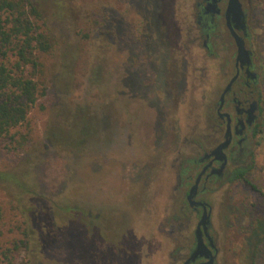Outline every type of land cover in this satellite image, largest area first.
I'll return each instance as SVG.
<instances>
[{"label":"rangeland","instance_id":"rangeland-1","mask_svg":"<svg viewBox=\"0 0 264 264\" xmlns=\"http://www.w3.org/2000/svg\"><path fill=\"white\" fill-rule=\"evenodd\" d=\"M31 1L51 49L36 77L44 95L12 131L25 144L14 151V143L0 141V251L7 254L0 264H181L183 238L195 224L173 199L172 165L178 152L191 156L192 133L206 132L223 73L232 69L230 52L213 59L199 41L191 44L194 0ZM249 2L264 106V0ZM177 56L187 78L178 107L163 85L165 71L179 69ZM14 60L1 61L9 67ZM258 130L242 161L264 192V113ZM39 195L82 209L83 227L73 216L64 238L50 232L52 243L40 244ZM205 198L216 264H264V239L255 259L247 244L264 220L262 197L233 181Z\"/></svg>","mask_w":264,"mask_h":264},{"label":"flooded vegetation","instance_id":"flooded-vegetation-1","mask_svg":"<svg viewBox=\"0 0 264 264\" xmlns=\"http://www.w3.org/2000/svg\"><path fill=\"white\" fill-rule=\"evenodd\" d=\"M236 1L239 7H232L230 14H227L230 0H194L193 8L188 13L189 27H193L195 32L191 44L199 41L203 53L213 59H217L219 53L225 54L229 51L232 69L227 71L228 73L226 71L223 73L226 80L221 88H218L217 102L212 107L210 117L205 120L206 132L202 130L196 136L192 133L191 137H195L196 140L190 144L193 148L191 156L188 159L182 158L178 152L172 165L175 179L171 188L174 191L173 199L178 198L184 202L185 206L181 209L186 212L185 221L190 223L192 218L195 224L194 230L183 238V243L188 249L181 264L217 263L218 249L212 235V206L205 197L208 193L230 183L237 170H249L242 158L248 152L249 138L259 131L262 123L264 113L262 88L259 84L256 53L250 34L251 5L249 0L248 3L247 0ZM163 13L165 20L167 12ZM160 25H163L164 36L169 40V28L164 26L162 19ZM231 30L243 41L244 48L249 53V64L241 65L240 62H236L237 49ZM179 35L181 37V33ZM178 59L177 56L175 60L179 64V69L170 72L166 70L163 76V85L169 91L170 100L175 96L176 107L185 94L187 79ZM153 84H156L155 80ZM228 86L229 89L225 92ZM163 95L165 98V93ZM203 98L205 99V96ZM152 107L159 115L156 104ZM162 120L166 121V118ZM192 189L193 194L188 200ZM203 216L205 218L199 230L205 248L195 253L198 249L196 231ZM180 249L177 247V250Z\"/></svg>","mask_w":264,"mask_h":264},{"label":"trees","instance_id":"trees-1","mask_svg":"<svg viewBox=\"0 0 264 264\" xmlns=\"http://www.w3.org/2000/svg\"><path fill=\"white\" fill-rule=\"evenodd\" d=\"M39 18L40 14L31 0H0V57L1 60L9 56L15 59L9 67L0 60V141L8 140L14 143V151L23 147L26 136L20 135L16 139L17 134H12V131L26 122L29 111L35 106L39 97L44 95V91L39 90L36 77L38 74L41 79L43 73L41 56L50 51L51 42L40 27L38 31L34 21ZM247 174L248 171L239 169L230 182H242L264 200V192L250 181ZM52 203L39 195V235L43 237L39 243L43 245L52 243L53 238L48 237L50 232L54 237L58 234L61 239L64 238L67 234L61 232L72 224L70 220L73 216L79 220L77 230L83 227L85 214L82 209L77 206L61 208L56 202L52 201ZM57 210H60V213ZM2 218L0 207V222ZM263 239L264 220H258L247 240L248 246L253 248V252H250L253 259L258 255V247ZM6 255V252L0 251V262L1 257L7 259Z\"/></svg>","mask_w":264,"mask_h":264},{"label":"water","instance_id":"water-1","mask_svg":"<svg viewBox=\"0 0 264 264\" xmlns=\"http://www.w3.org/2000/svg\"><path fill=\"white\" fill-rule=\"evenodd\" d=\"M232 7H239L238 3L236 0H230V3H229V7H228V12L227 14H230L232 12ZM231 34L235 40V45H236V49H237V56H236V62H240L241 65L242 64H249V53L248 51L244 48V44H243V41L233 32V30H231ZM229 89V86L226 88L225 92ZM193 194V189L189 192V195H188V200L191 198ZM200 205H203V204H200ZM205 217L203 216L202 218V221L199 223V226H198V229L196 231V236H197V252L195 253H198L199 252V249H202L203 247L205 248V246L203 245L202 243V240L200 238V230H199V227L200 225L203 224V219ZM195 255V254H194Z\"/></svg>","mask_w":264,"mask_h":264}]
</instances>
